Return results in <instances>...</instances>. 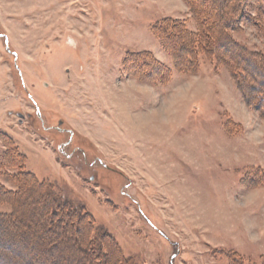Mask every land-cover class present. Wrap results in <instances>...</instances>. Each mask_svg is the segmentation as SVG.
I'll return each mask as SVG.
<instances>
[{"label":"rangeland","instance_id":"1","mask_svg":"<svg viewBox=\"0 0 264 264\" xmlns=\"http://www.w3.org/2000/svg\"><path fill=\"white\" fill-rule=\"evenodd\" d=\"M248 52L264 0H0V264H264Z\"/></svg>","mask_w":264,"mask_h":264},{"label":"trees","instance_id":"2","mask_svg":"<svg viewBox=\"0 0 264 264\" xmlns=\"http://www.w3.org/2000/svg\"><path fill=\"white\" fill-rule=\"evenodd\" d=\"M176 27H177V24H173V26H172L173 30L177 29ZM242 51H243V50H242ZM243 52H245V51H243ZM248 54H249L248 57L251 58L252 60H254V61H253L254 63L252 62V65L258 67L257 69H258V71H259V70H260V69H259V66H260V65H262V67L264 66V53H259V54H257V53H255V52H252V53H251V52H248ZM255 60H256V61H255ZM261 61H262L263 63H262ZM258 62H259V63H258ZM256 63H257V64H260V65H259V66L256 65ZM261 70H263V69H261ZM17 164H19V163L17 162Z\"/></svg>","mask_w":264,"mask_h":264},{"label":"water","instance_id":"3","mask_svg":"<svg viewBox=\"0 0 264 264\" xmlns=\"http://www.w3.org/2000/svg\"><path fill=\"white\" fill-rule=\"evenodd\" d=\"M7 42V41H6ZM8 49V48H7Z\"/></svg>","mask_w":264,"mask_h":264}]
</instances>
